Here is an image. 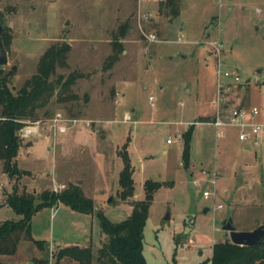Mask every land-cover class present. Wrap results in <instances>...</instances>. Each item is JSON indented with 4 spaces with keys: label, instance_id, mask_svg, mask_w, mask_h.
Wrapping results in <instances>:
<instances>
[{
    "label": "rangeland",
    "instance_id": "rangeland-1",
    "mask_svg": "<svg viewBox=\"0 0 264 264\" xmlns=\"http://www.w3.org/2000/svg\"><path fill=\"white\" fill-rule=\"evenodd\" d=\"M161 1L0 0L9 41L3 68H16L14 89L35 73L50 45L68 44L67 68L56 72L84 76L72 88L77 99L58 104L54 97L36 119L45 123L60 114L90 123L89 129L76 124L55 135L45 125L23 140L16 161L27 175L18 189L38 195L77 184L92 198L94 211L119 223L131 214L130 204L117 198L122 169L117 152L129 138L132 199H143L147 180L165 184L154 194L144 226L146 264H199L211 257L215 243L229 240L221 229L224 219L231 218L240 232L264 224V140L245 150L236 129L216 131L201 123L216 115V80L213 57L199 44L222 43L223 71L237 72L236 81H224L231 86V103L242 94L248 99L252 88L249 103L262 119L264 0H180V14L173 18L165 9L160 12ZM139 12L150 19L138 22ZM124 24L129 31L119 37L123 51L108 66L111 42ZM149 34L157 42L148 41ZM189 126V165L184 167L182 135ZM1 167L0 223L20 218L5 201L15 180ZM31 235L45 241L44 250L20 241L13 255L0 256V264H34L33 258L53 264L59 248L91 240L96 252L106 240L96 212L83 215L61 203L33 216ZM59 264L75 263L62 259Z\"/></svg>",
    "mask_w": 264,
    "mask_h": 264
},
{
    "label": "trees",
    "instance_id": "trees-1",
    "mask_svg": "<svg viewBox=\"0 0 264 264\" xmlns=\"http://www.w3.org/2000/svg\"><path fill=\"white\" fill-rule=\"evenodd\" d=\"M165 9L169 18L180 14V0H163L160 12ZM0 23L3 17L0 15ZM129 25L119 29V36L111 42L113 53L107 58L108 66L114 64L122 53L119 37H124ZM7 28L3 26L0 35L5 51L9 48ZM70 52L68 44H52L40 56L33 75L23 81L18 89L12 85L15 76L12 67H0V164L1 170L15 183L12 191L6 195V204L19 216L18 220H7L0 223V256H11L15 253L20 241L32 242L39 250H44V240H34L31 235V220L40 210L64 204L74 212L92 214L96 212L101 232L106 236L105 242L93 251L91 246H71L55 250L53 264L62 259H69L77 264H146L143 256V231L152 205L154 194L165 184L147 180L143 184V199L133 201L134 181L133 167L128 154L130 139L118 150L122 161L119 173L117 198L119 202L131 206V214L119 223L110 222L101 211H94L93 200L86 196L77 184H68L63 190L43 191L38 195L19 191V179L27 175L17 166L16 157L23 139L20 129L25 122L38 119V112L48 106L52 98L58 104L76 100L72 88L78 79L84 76L72 72L68 76L57 74V69L67 68ZM69 118V117H68ZM73 119V118H72ZM193 126L182 135L184 141L183 166L189 165V144ZM34 264H48V259H37ZM199 264H264V239L253 247L233 245L230 242H218L212 246L211 257Z\"/></svg>",
    "mask_w": 264,
    "mask_h": 264
},
{
    "label": "built area",
    "instance_id": "built-area-1",
    "mask_svg": "<svg viewBox=\"0 0 264 264\" xmlns=\"http://www.w3.org/2000/svg\"><path fill=\"white\" fill-rule=\"evenodd\" d=\"M161 1V0H160ZM150 19L148 14L138 13V22L141 20L148 21ZM147 40L150 42H157L156 36L149 34L146 36ZM208 47L210 54L215 62V80H216V115L211 120L210 124L214 127L216 131L220 129H236L238 131V140L249 144L250 147L256 148L259 145V140L264 134V124L258 121V116L260 114L259 108L245 107L242 105L232 104L229 99V94L231 86L225 83V79L234 78L237 80V72H226L223 71V60L224 55L223 45L219 40L208 41L205 43ZM235 87L236 85H232ZM263 90L264 97V85L261 86ZM119 97V94H117ZM152 98H149L151 100ZM118 98L116 99V103ZM131 117L129 114L123 116V122H130ZM76 124H83L85 128H90V123L78 120L75 118L62 117L57 114L56 117L47 120L45 123L36 120L34 122H25L20 129V137L25 140L39 134L41 127L46 125V131L55 135L56 133H65L71 126ZM67 125V126H65ZM179 138V136H177ZM170 143V140L167 141ZM204 198H208L210 195L208 193L203 194ZM220 207L217 206L214 210H219Z\"/></svg>",
    "mask_w": 264,
    "mask_h": 264
},
{
    "label": "water",
    "instance_id": "water-1",
    "mask_svg": "<svg viewBox=\"0 0 264 264\" xmlns=\"http://www.w3.org/2000/svg\"><path fill=\"white\" fill-rule=\"evenodd\" d=\"M3 26V23H0V35L3 30ZM6 65H8V55L0 39V67H5ZM12 70L15 71L16 68L12 67ZM110 201L111 199H109L108 202ZM204 211L207 212L208 209H205ZM166 219H169V216H167ZM221 229L229 235V240H226L225 242H230L233 245L253 247L264 239V224L258 226L253 231L240 232L236 230L232 219L227 218L221 222Z\"/></svg>",
    "mask_w": 264,
    "mask_h": 264
},
{
    "label": "crops",
    "instance_id": "crops-1",
    "mask_svg": "<svg viewBox=\"0 0 264 264\" xmlns=\"http://www.w3.org/2000/svg\"><path fill=\"white\" fill-rule=\"evenodd\" d=\"M163 35V34H162ZM162 37V36H161ZM201 46V48L202 49H206L207 51H208V54H210V51H209V49H208V47H206L205 46V43H199ZM177 57V56H176ZM257 73H259V72H257ZM238 85V84H237ZM236 87V86H235ZM251 88V87H250ZM260 88V87H259ZM253 96V90H252V88H251V92H249V98L248 99H246L244 96H243V94H242V96L241 97H237V98H233L232 99V104H237V105H242V106H245V107H253V106H251L250 105V99H251V97ZM235 102V103H234ZM256 107V106H255ZM127 114V113H126ZM212 120V119H211ZM258 121L260 122V123H262V124H264V116L262 117V119H258ZM201 123H210V122H201ZM100 131V129H97V132H99ZM262 140H264V134H263V137H262ZM262 144V143H261ZM252 147H250V145L249 144H245L244 145V149L245 150H250ZM22 190V189H21ZM25 192H28V191H26L25 190ZM84 192V191H83ZM3 193V192H2ZM7 193H10V191H7ZM85 193V192H84ZM5 194V193H4ZM85 195H86V193H85ZM87 196V195H86ZM91 198V197H90ZM92 199V198H91ZM133 200V199H132ZM133 201H135V200H133ZM126 204H128V203H126ZM84 215V214H83ZM79 220V219H78ZM81 220H83V219H81ZM32 221V220H31ZM77 246H79V245H77ZM86 246H91L92 248H94L95 246H93L92 245V243H91V240H89L86 244H84L83 246H80V247H86ZM34 259H39V258H33V260ZM72 263H75V264H77L76 262H74V261H71ZM31 263V262H30Z\"/></svg>",
    "mask_w": 264,
    "mask_h": 264
}]
</instances>
